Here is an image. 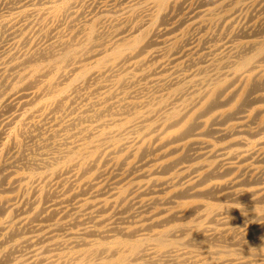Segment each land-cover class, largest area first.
<instances>
[{
    "label": "bare ground",
    "instance_id": "bare-ground-1",
    "mask_svg": "<svg viewBox=\"0 0 264 264\" xmlns=\"http://www.w3.org/2000/svg\"><path fill=\"white\" fill-rule=\"evenodd\" d=\"M0 264H264V0H0Z\"/></svg>",
    "mask_w": 264,
    "mask_h": 264
}]
</instances>
